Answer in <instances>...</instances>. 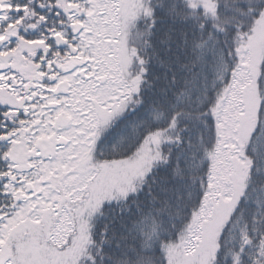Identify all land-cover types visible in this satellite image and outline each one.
Segmentation results:
<instances>
[{
	"label": "snow or ice",
	"instance_id": "6c2138e0",
	"mask_svg": "<svg viewBox=\"0 0 264 264\" xmlns=\"http://www.w3.org/2000/svg\"><path fill=\"white\" fill-rule=\"evenodd\" d=\"M0 264H264V0H0Z\"/></svg>",
	"mask_w": 264,
	"mask_h": 264
}]
</instances>
